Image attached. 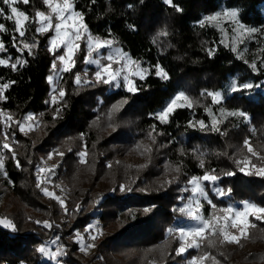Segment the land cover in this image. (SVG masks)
<instances>
[{"label":"trees","instance_id":"obj_1","mask_svg":"<svg viewBox=\"0 0 264 264\" xmlns=\"http://www.w3.org/2000/svg\"><path fill=\"white\" fill-rule=\"evenodd\" d=\"M263 5L264 0H173L172 5L164 0H74L75 10L83 13L93 36L114 39L149 70V75L137 83L134 94L123 89L99 93L100 87L78 86L73 70L64 78L65 96L51 100L48 78L54 57L48 50L50 35L40 39L35 34V23L31 24L27 33L37 41V47L31 56L25 51L23 59L27 63L17 65V70L0 65V84L12 82L0 102L1 111L11 115L13 123L30 114L41 127L38 133L31 129L30 135L26 134L28 130L19 131L17 125L11 128L9 144L20 167L12 153L5 150L3 186L28 211L20 209L17 215H0V220L11 221L16 229L0 224V264H55L37 251L44 244L55 250L56 245L51 243L55 237H59L58 243L66 253L60 257V264H185L204 251L220 264H244L234 257L236 253H231V245L218 242L211 248L206 242L200 251L191 249L177 256L181 242L175 229L184 215L174 209L181 208L190 177L212 169L220 176L216 185L206 187L213 202L228 203L216 196L213 190L217 186L231 189L229 199L233 202L264 207V177L245 175L239 170L242 165L235 162L239 152H244L241 146L245 139L259 157H264V68L258 74L252 73L243 59L223 44L215 27L201 24L206 16L222 8L236 9L240 22L257 28L264 40ZM177 6L182 11L177 12ZM0 7L7 11L3 4ZM22 8L34 17L35 11L44 6L42 0H31ZM0 23L8 29L7 33H0L6 47L4 56L15 63L20 53L13 46V22L0 18ZM160 32L167 33L163 36L167 42L161 40ZM157 64L168 73L167 80L155 74ZM237 77L244 83L260 85L258 97L236 93L223 108L242 110L248 121L231 116L221 123V131H210L211 119L203 107L178 108L166 124L156 119V114L189 84L222 90ZM124 100L127 103L121 114L127 127L102 135L94 126L98 114ZM201 120L208 126L205 130L196 123ZM190 122L195 126L189 127ZM117 143L119 150L140 155L141 163L126 164L120 160V151L113 148ZM82 151L87 153L83 164L78 155ZM58 152L64 155L61 157ZM197 153L204 156V168L199 166ZM49 154L53 159L51 167L46 168L54 169L48 173L51 182L37 187L38 171L35 175L33 169L35 165L42 168ZM248 158L264 166V159L250 153ZM177 166L179 172L175 171ZM227 171L235 174L223 175ZM60 185L66 191L63 201L67 214L60 210L57 200L41 191L47 187L57 196L61 194ZM121 185L126 188L123 192ZM36 221H48L53 227L46 229ZM92 224L100 225L101 230L88 257L74 233L86 235ZM252 225L250 236L264 240V220L254 218ZM169 229L174 231L169 233Z\"/></svg>","mask_w":264,"mask_h":264},{"label":"snow or ice","instance_id":"obj_2","mask_svg":"<svg viewBox=\"0 0 264 264\" xmlns=\"http://www.w3.org/2000/svg\"><path fill=\"white\" fill-rule=\"evenodd\" d=\"M31 0H0V4L6 6L7 11L4 7H0V18L6 19L13 22V32H12V41L13 46L20 53V56L16 59L15 63H11L10 59L0 58V65L8 66L12 70H17V65L27 63L23 59L25 51L28 55H33V49L37 47V44L33 41L32 43L27 42L25 39L27 32L30 30L31 24L35 23L37 26L35 32L38 34H46L48 32H54V37L50 40L49 52H58L60 49H63V53L60 54L57 59L59 61V67L57 63L52 64L53 70L59 73H70L77 62V53L81 49V41H85L87 44V55L85 57L84 63L86 65H94L96 70L94 72V79L89 80L87 78L88 73L85 71L84 78L80 74L75 75V83L78 86L87 85V84H105L111 87L119 88L121 87V81H123V86L125 90L129 93H136L137 88L134 81L131 77H139L143 80L145 78V73L147 69L141 67L140 63L131 59L125 54L122 49L115 47V41L112 39H101L99 37H94L88 30L86 24L84 23L83 13L76 11L74 7V0H42V3L46 6L47 11L37 10L35 16L31 17L28 13L20 9L17 5L23 3L28 5ZM166 4L172 5L173 0H164ZM176 11L180 12L178 6ZM229 17L233 21H236L238 16V10H225L223 13H217L216 15L209 16L206 19L208 21H215L220 16ZM239 24V28L243 31L249 33H254L257 30L245 29L243 24ZM134 27V26H130ZM8 29L5 24L0 23V33H7ZM161 36H166V32H161ZM109 49V54L105 55L101 50ZM6 51L5 44L3 40H0V53ZM232 51H236L235 48ZM209 55H212V51H209ZM264 65V61L261 62ZM250 67L254 72L257 71V66L255 63L250 64ZM155 74L160 77L162 80H167L168 73L159 65L155 66ZM49 83H53V77L48 78ZM9 83L0 84V100L4 99V92L9 87ZM260 87V85H253L251 83L239 84L233 82L230 86V91L235 93L237 91L250 90L253 87ZM56 91V89H54ZM59 96L63 98L65 96V91L59 89ZM202 96H207L211 98V103L213 105H219L224 100V94L218 91H208L201 93ZM55 100V97H53ZM122 103H127L126 100ZM199 101L194 100L192 97L188 96L185 92H179L176 94L167 106L156 114V119L162 124L169 122V117L173 114L178 108H188L192 109L197 105ZM121 107V104L113 106L112 111H118ZM206 111L209 112V115H214L210 109L206 108ZM223 115L243 118L245 121L249 120L248 115L242 110L226 111L225 109H220ZM59 112V109H57ZM109 119H111V112L108 114ZM0 117H4L3 123L5 128L10 126L12 122V116H4L3 112H0ZM55 118V117H54ZM26 120H31L32 116L29 114ZM222 120L220 118L212 119L211 128H208L210 131H221L218 127ZM16 125L19 128V131H25V122L16 121ZM201 130H205L208 126L205 125L204 121H197ZM195 124L192 122L189 123V127H194ZM155 128V126H153ZM221 134H226L221 132ZM4 140L0 143V172L6 176L4 171V152L7 150L12 153V158L16 160V154L12 150V147L9 144V135L7 131L3 133ZM149 136H152V133H149ZM155 142V141H154ZM244 146L247 148L248 153H251L252 156H257L259 159H264V157H259L257 152L250 146L249 140L244 141ZM58 155L61 157L64 155L63 152H58ZM86 151L80 152V163H85L84 157L86 156ZM199 158V166L201 168L205 167V160L203 154L197 153ZM52 158V154L49 155V159ZM237 165H242L239 170L245 175H257L264 177V166H258L255 163L251 162L250 158H244L242 160L236 161ZM17 167H20L19 161L16 160ZM250 169V170H249ZM176 172L180 171V167L175 168ZM54 169L40 168L38 169L37 177V187H41L42 183L51 182V175L40 176L39 173H52ZM235 173L233 171L224 172L225 176H233ZM220 179V176L216 174V170L212 169L210 171H205L203 175H193L188 180L189 187L184 189V191L189 192L191 199L187 204L179 209H174L187 219L194 221L199 227L192 229H178L180 246L176 249V255L180 256L183 253L187 252L189 248H201V242L206 240L207 247H215L217 242L221 245L223 244H232L240 243V238H247V228L249 226H254L250 224L248 219L249 215H254L256 220H264V207L257 206L251 202L243 203V210H237L232 206L217 208V205L212 202L208 197L206 190V185H216ZM125 186H120V191H125ZM130 190V189H127ZM43 194L49 198L57 200L61 208L65 210L67 214L68 210L66 208L65 202L60 199V197L55 196L53 192L49 191L47 187L41 188ZM231 189H221L216 188V194L219 197H224L229 194ZM207 201V203L212 207L214 213L211 217L206 218L202 213L203 204L201 201ZM79 206H77V210ZM148 209H145L147 212ZM219 212L221 215L215 214ZM37 224H42L44 228L51 229L53 225L48 221H36ZM0 224H4L5 227L11 228L15 231V226L8 220H0ZM235 230V231H233ZM169 233L173 232V229L168 230ZM102 234V233H101ZM79 237L80 233H76ZM90 239L95 241L97 236L90 235ZM188 241L185 243V241ZM59 237L52 239L51 243L56 245L55 250H52L47 244L41 245L37 251L44 257L48 258L51 261H54L55 264H60V257L64 256L66 253L63 251L62 246L58 243ZM79 242V240L77 241ZM85 247L91 248L95 247L93 244H88ZM85 247L81 248V251L85 250ZM211 261V264H219V261L216 260L215 256H212L209 252L204 251L201 255L193 257L188 261V264H206V262Z\"/></svg>","mask_w":264,"mask_h":264},{"label":"rangeland","instance_id":"obj_3","mask_svg":"<svg viewBox=\"0 0 264 264\" xmlns=\"http://www.w3.org/2000/svg\"><path fill=\"white\" fill-rule=\"evenodd\" d=\"M17 6L20 9L23 10L22 7H24L25 5L23 3H20ZM43 6H44V8L42 10L47 11L46 6L44 4H43ZM225 10H236V9L222 8L217 13H223ZM262 10H263V13H264V5L262 6ZM217 13H214V14H212L210 16L216 15ZM34 16H35V13H34ZM207 17H209V16H206L202 20L201 24L215 27L220 32L223 44L226 47H228L229 49H231V50L233 48H235L236 49V51H235L236 55L240 59H243L244 63L248 66V69H250V71L252 73H254V74L257 73L258 74L260 72V69L264 68V65H262V63H261L262 61H264V40H263V38L260 37L259 31L257 30V28L249 27V26H246V25L243 24L245 26V29L254 28L257 31L254 32V33H249L247 31L241 30L239 28V24L236 22V21H238L240 24H242L240 22V20H239V16H237L236 21H233L231 18L224 17L222 15L215 21H208L206 19ZM36 26L37 25L35 24V28H36ZM35 34L38 37H40V39L44 35L49 34L50 38H49V41H48V47H50V43H49L50 40L55 35L54 32H51V31L46 33V34H43V35L38 34L36 32H35ZM94 37H96V36H94ZM25 39L29 43H32L33 41L34 42L36 41L35 39H30L29 33L26 34ZM112 40H114V39H112ZM161 40L162 41H164V40L166 41V39L163 38V36H162ZM35 43L37 44V41ZM115 47H119L120 49H122L117 42L115 43ZM63 51H64L63 49H60L58 52H55V54H53V52H51L53 54V57H54L53 58V63L54 62L57 63L58 67H59V61H58L57 57L60 54H62ZM101 51L105 55H107V54H109L110 50L109 49H102ZM122 51L125 54H127L128 57L133 59L130 54L126 53L123 49H122ZM86 55H87V44H86L85 41H81V49L77 53V62H76L75 67L73 68V70L76 71V74H80L82 76V78H84L83 74L85 73V71H87V73H88L87 78L89 80H93L94 79V72H95L96 68H95L94 65H86L84 63ZM0 58L7 59L4 56V53H0ZM252 63H255L256 66H257V71L256 72H254L252 70V68L250 67V64H252ZM140 65H141L142 68L146 69L141 63H140ZM66 74H68V73H59V72L53 70V68H52V73H51L50 76L53 77V83H49L51 100H53V97H55V100L61 99V97L59 96L58 93H59V89H63L64 90V86H65L64 78H65ZM148 75H149V70L147 69V72L145 73V78ZM131 79L134 81L136 88H137V83L139 81H143L144 80V79L143 80L139 79V77H131ZM192 82H194V81H192ZM233 82H237L239 84H244V82H242V80H240L237 77V78L230 79V81L227 83V85L222 90H214V89L211 90L209 88L200 89L202 86L198 87V86H196L194 84V86L191 87L190 84H189L187 86V89H185L183 92H185L188 96L192 97L194 100L199 101V103L197 105H195L194 108L195 107H203L205 109L208 108V109L211 110V112L214 114L212 116L209 115L210 119H211L210 122H211V125H212V119L220 118L222 120V122H225L229 117H231V116L223 115L221 113L220 109H225V108H223V104L225 105L226 104V100L230 99L234 94L240 93L241 95H246L247 97L252 98V99H257V97H258L256 95V93H257V90H258L259 87H255V86L252 89H250V90L237 91L235 93L231 92L230 91V86H231V84ZM94 86L96 88L100 87L99 93H103L104 91H106L108 93H111V92H114V91H117V90H120V89L125 90V88L123 86V81H121V87H119V88L111 87V86H108V85H105V84H102V83H100V84H87L86 86H84V88H93ZM197 87L199 89H197ZM54 89H56V91H54ZM80 90L84 91L86 89L80 88ZM208 91H218V92L223 93L224 94L223 102L221 104H219V105H213L211 103V98L210 97L201 95V93H205V92H208ZM0 102H1V100H0ZM117 104H121V107L119 108V110L118 111H112L113 106L117 105ZM117 104L110 105L106 109L102 110V112L100 114H98V118L99 119H97L95 121V125L94 126H95V129H97L98 131L102 132V135H110V134L114 133V131H116V130L124 129V128L127 127V125L125 124L126 123L125 116H123V114H121L124 111V109H125L126 103H122V101H120ZM225 110L226 111H230V110H227V109H225ZM0 112H2L1 111V107H0ZM110 112H111V119H109V115H108ZM207 113L209 114L208 111H207ZM4 116H6L5 113H4ZM25 118L23 119V122H25V130H28L26 134L30 135V130L31 129H33L35 131V133H38L40 131L41 127H40V124L37 121V119H35L33 116H32L31 120H26ZM240 119H243V118H240ZM3 120H4V117H0V143H2L3 140H4L3 133L5 131H7L8 135L10 137L8 142H10L12 140L11 128H14L15 125H16V123L11 122L10 126L8 128H5ZM221 123L218 124V127L221 125ZM116 147L118 148V151H120V152H118L119 159L124 161V163H126V164L133 163V164H138V165L141 163V161H142L141 157L137 153H134L132 151H128L127 149L119 150L120 149V145L118 143L113 146V148H116ZM241 147L244 149V152H242V151L239 152V155H238L239 158L237 160H242L244 158H248V154L249 153L245 154L248 151H247V148L244 146V143H243V145ZM3 152H5V150H3ZM49 155H48V158L45 159L46 162L43 163V166H42L43 168H46V166L51 167L50 163H51V160L53 159V157L51 159H49ZM237 160H235V162ZM4 166H5V156H4ZM35 167L33 169V173H35V175H36V173L38 171V168H37L38 165H35ZM5 170L6 169L4 167V171ZM27 171H29V170L27 169ZM30 171H32V167H31ZM39 175L40 176H45V175H48V173H39ZM5 180H6L5 175L3 174V172H0V215H3V216L4 215L5 216L17 215L16 213H18L20 209L24 210L25 212L28 211V208H26L24 206L25 204H23L18 198L12 196V194H11V192H9L8 188L3 186V183L5 182ZM207 185H206V187H207ZM209 185H211V184H209ZM188 187H189V185H188ZM216 188H217V186H215V188L213 190V191H215V194H216ZM58 190H59V192L61 194H58L57 196L60 197V199L63 200V198H64V196L66 194V191H65L64 187L61 186V185L58 187ZM49 191H51V190H49ZM51 192H53V191H51ZM54 195H55V193H54ZM216 196L219 199L228 202L227 204L223 205V204H217V203L212 201L214 204L217 205V208H224V207L232 206V207H234L237 210H240V211L243 210V203L244 202L242 203V202H233V201H231L229 199V194L225 195L224 197H219L217 194H216ZM182 198H183V202L180 205L181 207H183L185 204H187L189 202V200L191 199L190 193L186 192L182 196ZM201 203L203 204V208H202L203 215L206 218L211 217L213 215V213H214V210L212 209V207L207 203V201L202 200ZM57 204H58L60 210L62 211L63 208H61L59 203H57ZM206 207H209L208 208L209 210L208 209L206 210ZM62 212L65 213V210H63ZM215 214L221 215L219 212H216ZM254 218H255L254 215H249L248 216V219H249L251 225H252V221H253ZM62 221L64 223L67 222V220H64V219H62ZM70 223L72 224V222H70ZM69 227L70 226H67L66 229H69ZM195 227H199V225L196 224L194 221H191V220L187 219L184 216V218L182 220H180V222H179V224H178V226H177V228L175 230H178V229L188 230V229H192V228H195ZM250 228H251V226H249L247 228V238L241 237L239 244L232 243V244H227V245H231V247H230L231 250H232L231 253L232 254L236 253V256H234V257L235 258L238 257V258L242 259L244 264H264V240H260V239L255 240L254 238H252L250 236L251 235ZM100 230H101L100 225L95 226V224L94 225L92 224L90 227L87 228V234L86 235L83 234V233H80V236L78 237L76 235V233H79V232H75L74 233V239L76 241L79 240L78 243L81 245V248L85 247L88 244H93V241L90 239V235H95V236L98 235L99 236L100 235V233H99ZM233 231H235V230H233ZM176 235H177V238H178L179 242H181L180 238H179L178 231H176ZM187 242L188 241L186 240L185 243H187ZM206 242H207L206 240L202 241L201 242V247ZM226 248L229 251V248L228 247H226ZM191 249L199 250V251L201 250V248L200 249L189 248L187 251H189ZM82 252L89 257L93 253V247H91V248L85 247V250L82 251ZM183 254H186V252L183 253ZM197 256H199V254H197ZM191 259H189V260H191ZM188 261L185 264H188ZM206 264H211V261L206 262Z\"/></svg>","mask_w":264,"mask_h":264}]
</instances>
